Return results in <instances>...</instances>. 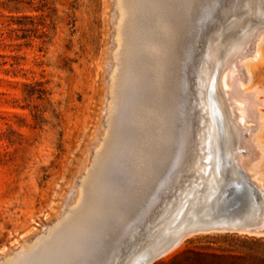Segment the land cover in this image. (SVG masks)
I'll list each match as a JSON object with an SVG mask.
<instances>
[{"label":"rangeland","instance_id":"374dc122","mask_svg":"<svg viewBox=\"0 0 264 264\" xmlns=\"http://www.w3.org/2000/svg\"><path fill=\"white\" fill-rule=\"evenodd\" d=\"M114 1L0 0V264L12 260L40 240L46 239L58 225L69 218L72 209L78 207V204H74L77 191L81 189L82 193L86 192L83 183L89 180V172L95 166L96 155L103 145L102 139L107 135L106 122L114 110L111 102V75L117 49L113 38L116 37V27H119L114 19L120 12V0ZM216 1L219 6L227 7L230 11L234 10L233 6L237 9L240 3L239 0ZM260 7L258 9L264 12L263 6ZM122 9L125 10V7ZM238 10L240 12L239 8ZM212 13L222 17L210 24L209 34L218 26H230L225 23L226 15L222 10L216 7L210 12ZM254 15L255 25L252 20L246 26L233 28L235 26L231 25L233 29L229 31V42L225 43V37L221 40V45L217 46L219 53L222 52L215 58L210 77L213 82L216 80L215 88L213 82L205 86L209 93L224 91L222 95H225V87H221L226 73L225 65L237 58L239 60L237 47L240 49L242 44L247 46L246 43L252 39L256 28H264V20ZM262 15L264 18V13ZM239 18L243 16L240 15ZM194 24L195 22L191 24L193 32L189 31L188 34L192 43L191 50L182 49L179 62L181 72L186 76L182 89L189 95L190 107L186 113L195 116L194 123L201 127L202 120H198L197 116H201V112L197 108L199 100L196 95V75H200L199 66L206 54L205 44L209 40V34L206 27L201 28L202 24ZM193 57L196 59H192ZM242 67L247 69L245 65ZM249 70H245L250 76L248 84L241 89H245V92L254 90V97L260 104L256 106L254 120L246 116L247 112L241 105H235L239 108L237 113L242 119L240 129L247 128H242L244 133L239 129V134H244L238 143L241 146L237 144L229 163L231 168L236 162L235 158L242 154L244 171L249 180L254 177L256 184L254 181L252 184L262 191L257 188L262 195L256 200L253 214L238 223L258 221L256 229H263L264 63H252V75ZM189 74L191 76L187 78ZM225 101L231 112V106L235 103L230 99ZM255 119L260 120L261 124ZM187 131L191 133V127ZM193 136L198 138L196 131ZM247 140L252 142L251 145ZM243 141L248 142L245 146H250L245 147ZM257 142L262 144L261 148V144L258 146ZM253 151L257 153L254 154ZM123 152L113 160L109 171H106L108 182L104 191L108 193L109 202L104 203L102 212L97 215V234L89 238V241L81 238L78 241L86 264H95L99 260L101 264H126L133 253L146 247L145 244H150L149 236L152 232L162 228L168 232L174 231L178 223L176 216L183 213V210H174L178 197L172 193L179 178H183L180 171H175L162 180L157 188L149 187L146 184L148 180H145L147 176L135 168L136 163L131 157L130 149ZM246 157L251 159L250 163ZM248 165L250 167L245 169ZM155 189H158V193ZM164 207L166 208L163 209ZM65 211L68 213H64ZM154 222H159V225ZM195 228L199 226H181L180 240L187 237L150 264H264V229L260 235L236 232L192 234L191 231Z\"/></svg>","mask_w":264,"mask_h":264},{"label":"bare ground","instance_id":"6f19581e","mask_svg":"<svg viewBox=\"0 0 264 264\" xmlns=\"http://www.w3.org/2000/svg\"><path fill=\"white\" fill-rule=\"evenodd\" d=\"M239 1L237 9L235 6L232 7L233 11H230L227 7L219 6L216 0H204L203 2L201 0L119 1L120 12L116 16L117 18L114 19L119 27H116V39L113 38L115 40L114 46L116 45L117 49L115 52L116 62L114 65L112 64L113 73L112 75L110 74L113 80L111 89H113L112 100L114 103L113 101L111 102L114 105V110L113 113H110L109 120L107 119L108 121L105 125L107 128V133H105L107 135L105 138L102 137L103 145L102 148L100 147L101 145L99 146L101 150L96 155L95 166L89 172V180L83 183L86 192L82 193L81 189H77L74 204H78V207L72 209L69 218L58 225L46 239L40 240L32 248L13 257L12 260L6 258L8 261L4 262V264H86L82 257V246H78V241H80V238L89 241V238L97 234V215L102 212L101 208L104 203L109 202L108 193H106V190L104 191V186L108 182L106 180V171L110 168L113 160L128 148L130 149L131 157L135 160V168L138 172L147 176L145 180H148L149 183L146 182V184L149 187H158L162 180L168 178L173 172L180 171V176L182 175L183 178H179L178 183L174 185L172 193L178 197V204L173 209L178 212L183 210V213L176 216L178 223L174 231L168 232L160 224L162 229L152 232L149 236L150 244H145L146 247L139 248L127 260L126 264H138L140 259L152 255L157 250L170 244L172 247L178 244L177 240L181 241V226L190 228V226H215L218 223H225V219L222 218L223 214L221 210L219 211V195L220 190L225 185V178L227 176L236 177L238 175L237 169H240L249 179L242 167V154L235 158L236 162L231 168L229 163L233 150L237 149L238 143L241 138L243 139L244 134L240 133L241 137L239 131L245 128L241 127L240 129L242 119L237 113L239 108L237 109L236 106L241 105L243 110L247 112L246 116L249 119L256 117V106L260 103L254 97V90L251 91L249 89L248 92H245V89L242 90L241 88H245L248 84V79H250L249 73H246L245 70L249 68L250 75H252V63L256 61L264 63V28L257 27L256 30L254 28L255 33L252 31L254 33V35L251 34V36L253 35L252 39H247L246 45L248 47L243 46V44L240 49H238L239 46L237 47L239 57V60L238 58L237 60L239 63L235 59L236 61H229V64L225 65L226 73L224 72L225 77L222 79L223 86H221L225 87L223 88L225 95H222L224 91L222 93H209L205 87L213 82V79H210L213 74V63L216 60L215 58L222 52L219 53L217 46L221 45V40L225 37H227L225 43L229 42V31L232 28L230 26L234 25L235 27L233 28L239 25L246 26L250 24V20L255 25L254 19L256 17L254 14L264 20L262 15L264 12L258 9L260 6L264 8V0ZM112 2L115 1L112 0ZM122 7H125V10ZM216 7L225 13L226 18L223 19L230 26H218L213 28L209 34L210 24L220 20L222 17L214 16L213 13L210 14ZM240 15L243 18H239ZM193 22L202 24L201 28L204 29L206 27L205 30L209 34L207 44L204 43L206 45V54L204 59L201 57L203 61L200 60L203 62L199 66L200 75H196V90L198 89L196 95H198L197 98L199 100L197 108L201 112V116H197L198 120H202L201 127L194 123L195 116H190L186 113L190 107L188 102L189 95L182 89V85L186 82V76L181 72V64L179 62L180 51L182 49L183 51L191 50L192 43L188 34L189 31L193 32V25L191 26ZM203 52L205 53V51ZM192 59L196 58L193 57ZM242 64L247 69L244 70ZM222 73H219V75ZM190 76L191 74L187 78H190ZM215 84L216 80L214 79L213 88H215ZM258 91L256 94L259 93ZM107 99L106 101L109 100ZM226 99H230L235 103L234 105L233 102L230 103L233 105L231 106V112L227 109ZM255 121L258 123L260 120L257 121L255 119ZM188 127H191V133L187 131ZM194 131L198 134L197 139H195L197 135L193 136ZM247 141L251 145L252 142ZM259 144L261 143H258V146ZM261 146L262 144L259 148ZM246 150L249 149L246 148ZM250 150L254 149L251 148ZM250 156L253 157V154H250ZM249 159L250 163L251 159ZM258 163L261 164V162ZM248 167L250 166L248 165L245 169ZM253 167L251 168L253 169ZM257 173L259 174V172ZM253 178H250L252 180L251 183L255 180ZM255 184L253 185L255 186ZM255 203L256 200L252 199L248 206L236 213L232 222L238 223V221L253 214ZM263 205L264 202H262ZM106 206L109 207V205ZM64 213L68 212L65 211ZM218 215H221V218ZM261 215L263 214L261 213ZM260 218L263 220L262 217ZM157 220L159 221V218ZM154 224L152 223V225ZM103 241L105 240L103 239ZM99 261H96L97 263L95 264L102 263Z\"/></svg>","mask_w":264,"mask_h":264},{"label":"water","instance_id":"95a60500","mask_svg":"<svg viewBox=\"0 0 264 264\" xmlns=\"http://www.w3.org/2000/svg\"><path fill=\"white\" fill-rule=\"evenodd\" d=\"M237 174L238 175L236 177L227 176L225 178V185L220 190L219 211L221 210V213L223 214L222 218L225 219V223H218L215 226H202L195 228L192 230V234L207 232H236L250 235H260L264 228H254L255 225H259L258 221L245 224L232 222L239 210L248 206L252 199L257 200L261 196L260 191L251 183V181H249L240 169H237ZM218 216L221 218V215ZM178 241L179 240H177V243ZM171 248V244L161 248L152 255L140 259L138 264H150L155 259H158L168 253Z\"/></svg>","mask_w":264,"mask_h":264}]
</instances>
